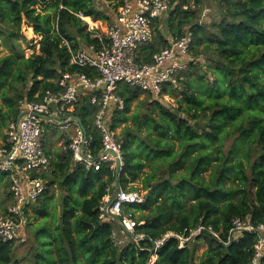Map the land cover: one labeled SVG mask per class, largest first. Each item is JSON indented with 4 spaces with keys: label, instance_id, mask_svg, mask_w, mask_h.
<instances>
[{
    "label": "trees",
    "instance_id": "1",
    "mask_svg": "<svg viewBox=\"0 0 264 264\" xmlns=\"http://www.w3.org/2000/svg\"><path fill=\"white\" fill-rule=\"evenodd\" d=\"M107 1L115 10L124 3ZM199 1L177 0L169 12L167 28L173 39L192 32L190 52L181 60V89L162 87V95L176 106L136 87L120 84L116 89L124 108H111L105 120L111 130L123 126L117 137L122 163L118 184L115 168L108 164L95 171L75 162L66 140V152L50 158L49 170L33 174L44 181L45 190L26 203L18 237L0 239V264H148L151 241L199 225L211 226L220 241L202 234L178 249L171 238L156 252L155 264H250L253 234L228 245L222 242L234 218L264 223V0H220L226 10L212 26L194 21L192 6ZM79 14L92 20L94 32L104 40L116 19V14L110 20L96 9L92 0H0V41L8 51L0 57V131L17 119L24 98L37 101L47 92H58L62 73H92L70 65L71 53L99 45ZM24 25L39 38L37 50L22 34ZM22 42L33 50L28 57ZM165 46L159 32L141 49V60L149 62ZM142 94L147 95L144 105L139 103L144 111L139 106L132 112ZM91 96L80 92L72 115L91 137L88 149L96 157L102 143L94 127L99 108L90 104ZM0 183L10 187L8 174L0 173ZM107 188L110 194L117 188L144 192L143 202L129 207L141 223L135 234L144 240L136 243L124 235L125 244L113 245L111 233L119 230L117 225L99 219ZM6 196L9 205V189ZM26 230L29 236L23 242ZM200 241L208 248L196 261ZM20 248L23 253L18 254Z\"/></svg>",
    "mask_w": 264,
    "mask_h": 264
},
{
    "label": "built area",
    "instance_id": "2",
    "mask_svg": "<svg viewBox=\"0 0 264 264\" xmlns=\"http://www.w3.org/2000/svg\"><path fill=\"white\" fill-rule=\"evenodd\" d=\"M177 0H124L116 12V19L106 29L105 40L94 32V24L89 17H78L87 25L92 39L99 45L91 44L71 53L70 65L78 69H89L92 73L74 71L62 73L58 79V92H47L39 100L20 101L17 119L6 127L0 142V173L8 174L9 191L12 201L6 212L0 215V239L12 240L18 237L23 225V211L26 203L35 201L45 190L44 181L33 174L49 170L50 158L45 152L44 141L48 132L63 131L74 125L69 138L68 150L75 162L99 171L103 164L115 168L117 158L121 161L120 145L116 130L106 124V114L111 108L123 110L124 101L116 93L118 85L124 84L150 92L155 98H167L162 95V87L180 90L179 74L185 68L181 61L190 52L192 32L186 31L180 38L173 39L149 62L141 60V49L153 39V24L169 13ZM185 4L182 9H188ZM193 7V6H192ZM93 74V76H91ZM92 93L90 104L97 105L94 127L101 136L102 149L96 157L89 151L91 137H84L79 125L73 120L72 112L78 102L79 93ZM112 153V154H111ZM113 154H115L113 156ZM102 200L99 219L112 220L118 231H112L114 246L125 244L127 233L138 243L143 235L135 234L141 223L136 221L135 212L129 207L143 202L139 191L117 188ZM251 233L255 236L250 264H260L264 260V223L254 225L248 218H234L228 231V245ZM207 234L219 240V233L211 226L199 225L197 228L177 234L167 232L161 238L151 241V253L148 264H155L156 252L171 238L177 240V248L188 247L195 238Z\"/></svg>",
    "mask_w": 264,
    "mask_h": 264
},
{
    "label": "rangeland",
    "instance_id": "3",
    "mask_svg": "<svg viewBox=\"0 0 264 264\" xmlns=\"http://www.w3.org/2000/svg\"><path fill=\"white\" fill-rule=\"evenodd\" d=\"M92 3L94 4V6L96 7V9L101 10L102 12L106 13L110 20H112L115 17V14L117 12L118 9H114L112 6L113 4L110 3L107 0H92ZM194 4V2H193ZM193 9H195L196 12V16L194 21H199L200 24H204V25H209L212 26L213 24H216L222 17L223 14L225 13L226 8L221 4L220 0H200L199 3L194 4V7H192ZM103 23V22H102ZM29 27L27 26H22V34L24 35L25 39L27 42L31 41L32 44H36V42L39 41V38L37 36L35 37H31V30H28ZM32 29V28H31ZM158 29V30H157ZM167 31L168 28L166 26H164L162 28V30L159 29L158 26L154 27L153 30V40H155L156 35L160 32L161 34L164 31ZM163 31V32H162ZM78 42H81L80 38L78 39ZM21 44V49L24 50V54L25 56H28L29 52L32 51L30 49V45H26L24 42L20 43ZM8 54V51L6 50L4 44L0 41V57L6 56ZM212 80V79H211ZM167 98H163V102L166 105H169L171 107H175L176 104L174 102V100L168 96H166ZM147 99V95L146 94H142L139 98L140 102H134L132 104V112L135 111L139 106V110L142 112L143 107L139 104L141 103L142 105H144V101ZM130 126H132L131 123H128ZM123 126H121L122 128ZM120 129H117L116 132L119 135ZM6 128L2 129L0 131L1 135H4ZM71 129H67L66 131H54V132H48L46 134V138L44 141V148H45V152H49V154L51 155V158H55L57 155H62L64 152H66L65 146H64V142L63 141L65 138L62 136V133H70ZM60 138V139H59ZM1 142V139H0ZM54 146V148H53ZM165 173V172H164ZM162 173V174H164ZM205 176H207V173L204 174ZM231 186V183L229 181L226 182L225 187L229 188ZM138 188H141V184H137ZM8 187L6 188L4 184L0 183V215L3 213V209L8 205V199L6 196V192L8 191ZM55 192V199L54 201L57 202L58 200V190L54 189ZM140 194L144 195V192L142 190L139 191ZM57 208H59V204L57 203ZM29 214H31V211L28 210ZM33 220H30V223H32ZM24 226V224H23ZM28 236L29 233L26 230L25 231V236L23 237V242L28 240ZM22 242H18V244H20ZM193 244V243H192ZM25 248V246H23ZM208 246L204 241H200L199 242V247L196 250V256L195 259L196 261H200L203 256L205 251L207 250ZM23 253V248H20L18 251V254Z\"/></svg>",
    "mask_w": 264,
    "mask_h": 264
},
{
    "label": "crops",
    "instance_id": "4",
    "mask_svg": "<svg viewBox=\"0 0 264 264\" xmlns=\"http://www.w3.org/2000/svg\"><path fill=\"white\" fill-rule=\"evenodd\" d=\"M169 15H170V13H167V14H165L162 18H160L159 20H158V27H159V29L160 30H162V28L164 27V26H168V21H169V19H168V17H169ZM156 25V26H157ZM28 30H31L30 32H31V37H35L34 36V34H33V31H32V29L31 28H28ZM163 32V31H162ZM162 36L164 37V39L167 41V44L169 43V42H171L172 40H173V37H172V35H171V32H170V30H169V28H168V30L166 31H164L163 33H162ZM37 43V42H36ZM36 45V44H35ZM38 49V45H36V50ZM32 52H33V50L32 51H30L29 52V54H28V56L29 55H31L32 54ZM28 56H26V57H28ZM69 129H71V131H70V133L68 134H66V133H62V136L65 138L63 141H69V138H70V136L73 134V131H74V125H71V126H69L68 127ZM68 128H66L65 130H63V132L64 131H66ZM60 139V138H59ZM53 148H54V146H53ZM46 154L48 155V157L49 158H51V155L49 154V152H46Z\"/></svg>",
    "mask_w": 264,
    "mask_h": 264
},
{
    "label": "water",
    "instance_id": "5",
    "mask_svg": "<svg viewBox=\"0 0 264 264\" xmlns=\"http://www.w3.org/2000/svg\"><path fill=\"white\" fill-rule=\"evenodd\" d=\"M73 120L79 125V127L81 128L82 132L84 133V137L86 138V130L83 126V124L81 123V120L79 117L77 116H73ZM112 154V153H111ZM115 154H113L114 156ZM121 161L119 158L116 159L115 161V185L118 184V175H119V172H120V168H121ZM164 173V172H163ZM128 236L131 237V235L129 233H127ZM132 238V237H131Z\"/></svg>",
    "mask_w": 264,
    "mask_h": 264
}]
</instances>
